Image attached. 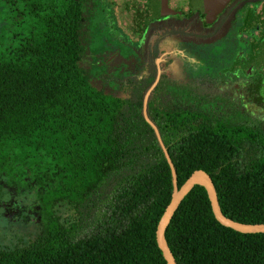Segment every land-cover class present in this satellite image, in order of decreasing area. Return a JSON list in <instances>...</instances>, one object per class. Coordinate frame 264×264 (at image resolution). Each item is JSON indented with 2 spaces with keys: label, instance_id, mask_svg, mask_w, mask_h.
<instances>
[{
  "label": "trees",
  "instance_id": "1",
  "mask_svg": "<svg viewBox=\"0 0 264 264\" xmlns=\"http://www.w3.org/2000/svg\"><path fill=\"white\" fill-rule=\"evenodd\" d=\"M145 9V0H0V190H34L41 222L28 242L0 245V264H168L157 226L196 169L212 177L224 215L264 223V125L169 77L161 47L183 31L165 26L149 39L166 18L146 26ZM95 35L125 49L136 71L107 74ZM101 73L114 88L94 82ZM165 238L178 264H264V232L222 224L202 184Z\"/></svg>",
  "mask_w": 264,
  "mask_h": 264
},
{
  "label": "flooded vegetation",
  "instance_id": "2",
  "mask_svg": "<svg viewBox=\"0 0 264 264\" xmlns=\"http://www.w3.org/2000/svg\"><path fill=\"white\" fill-rule=\"evenodd\" d=\"M145 1L147 9V0ZM263 5L264 0H231L210 23L206 22L204 14L198 10L189 13L184 9L175 14L154 18L147 24L144 21V24L147 26L160 18L185 20V23L167 24L166 27L179 26L183 31V34L174 35L167 42L181 43L184 49L188 44L198 49L212 44L213 51L205 52L208 54L202 68L208 65L211 68L213 66L215 70L200 69V73L208 75L206 78H198L184 64L175 62L177 67L171 74L164 71L172 79L186 86H194L198 94H206L212 105L237 109L242 114L259 119L264 125V27L252 26L256 10ZM181 13L182 15L178 16ZM133 45L131 44V48ZM119 53L129 61L133 60L123 52ZM133 66L132 71L122 72L134 73L136 66ZM179 69L183 75L178 77Z\"/></svg>",
  "mask_w": 264,
  "mask_h": 264
},
{
  "label": "rangeland",
  "instance_id": "3",
  "mask_svg": "<svg viewBox=\"0 0 264 264\" xmlns=\"http://www.w3.org/2000/svg\"><path fill=\"white\" fill-rule=\"evenodd\" d=\"M115 10L116 9L113 8V11ZM111 18L115 29L119 32H121L122 29L124 31V27L118 23L113 14L111 15ZM170 22H176L179 24L185 23V20L177 21L168 19L161 23H155L148 31V38L151 39L153 32L156 29H161L162 27L167 26ZM95 36L97 38L92 41V52L98 59L105 61V71L107 74L132 71L134 69L132 63L116 50L113 41L108 39L109 36H107V39L104 35H102V39H99L100 35ZM116 36H119L123 41L127 38L122 32ZM212 46V44H207L198 49L188 44L184 49V46H182L181 43L175 41L166 42L161 49L162 68L167 73L171 74L177 67L176 64L182 63L190 72L195 74V76H198V78H206L208 73H200L199 71L203 69L205 70V68H209L211 71L215 70L213 66L211 68L208 65L202 68L206 54H208H205V52L213 51ZM132 47L138 52L139 57H145L146 51L138 50L136 45H133ZM122 52L125 54L126 50L124 49ZM100 63L101 62H98V64ZM86 65H88V63H86ZM177 75L178 77L183 75L180 69L178 70ZM94 82L98 86H104L107 89L114 88L112 84H106V80L102 77V73L97 76V79L95 78ZM21 188V184L19 183L12 186L5 184L0 190V245L4 247H13L17 244L28 242L30 239L35 238V236L41 231L40 206L36 192L28 187ZM59 213L67 215L69 211L66 207H60Z\"/></svg>",
  "mask_w": 264,
  "mask_h": 264
},
{
  "label": "water",
  "instance_id": "4",
  "mask_svg": "<svg viewBox=\"0 0 264 264\" xmlns=\"http://www.w3.org/2000/svg\"><path fill=\"white\" fill-rule=\"evenodd\" d=\"M230 1L231 0H147L145 24L149 23L154 18L175 14L184 9L189 13L198 10L204 14L206 22L210 23ZM258 25L264 27V5L256 10L252 20V26L257 27ZM195 184H202L207 188L215 216L222 224L242 232H264V223H243L224 215L218 202L217 191L212 177L205 170L196 169L188 177L186 182L173 194L172 199L166 207L157 226V241L168 261V264L178 263L166 241V228L179 204Z\"/></svg>",
  "mask_w": 264,
  "mask_h": 264
}]
</instances>
